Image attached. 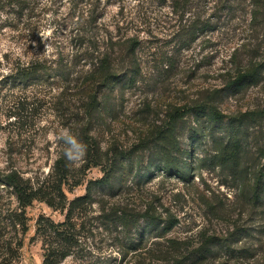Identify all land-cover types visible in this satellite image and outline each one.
<instances>
[{
  "label": "rangeland",
  "instance_id": "1",
  "mask_svg": "<svg viewBox=\"0 0 264 264\" xmlns=\"http://www.w3.org/2000/svg\"><path fill=\"white\" fill-rule=\"evenodd\" d=\"M49 2L50 7L31 11L37 28L32 33L23 24L17 29L8 25L18 20L11 9L1 14L0 22L6 15L15 21L0 29V180L11 170L43 178L66 147L50 136L67 130L82 142L83 109L75 100L79 88L54 79L13 85L4 78L20 60H56L70 52L69 2ZM90 2L104 20L114 16L129 23L142 44L134 53L138 67L128 73L133 79L101 87L90 132L100 146L102 165L80 171L92 162L87 153L78 166L70 164L84 184L68 197L84 194L87 181L100 178L103 167L115 161L117 187L111 200L137 209L161 204L179 218L172 234L189 237L192 248L214 236L201 264H264V206L251 199L255 179L264 172V0H191L178 14L172 13L171 0ZM193 19L209 20L211 27L173 48L182 41L177 27ZM42 31L51 32L44 43ZM45 43L53 49L47 56ZM242 73L248 75L238 80ZM18 97L32 109L22 125L8 117ZM213 107L222 120L211 117ZM187 108L172 119L175 111ZM162 151L180 173L159 167L166 156ZM17 206L14 194L0 184V264H42L36 221L42 215L62 221L64 214L34 201L25 210L28 231L22 234L9 216ZM123 240L118 230L103 228L90 243L111 249Z\"/></svg>",
  "mask_w": 264,
  "mask_h": 264
},
{
  "label": "trees",
  "instance_id": "2",
  "mask_svg": "<svg viewBox=\"0 0 264 264\" xmlns=\"http://www.w3.org/2000/svg\"><path fill=\"white\" fill-rule=\"evenodd\" d=\"M67 1L70 12L65 26L70 28L73 35L70 52L60 53L56 60H20L13 64L4 78L13 85L27 86L40 79H54L64 86L73 84L79 88L75 100L82 105L83 122L79 123L78 129L82 142L87 146L88 160L92 159L90 164H83L79 168L82 171L91 166L102 165L100 146L90 132L93 115L100 107L101 87L115 79H133L128 73L130 69L138 67L134 53L141 46L142 39L137 33L131 34L126 21L114 16L110 20H104L102 12L90 0H80L77 4ZM190 1L171 0L172 13L178 14L180 10L185 13V7ZM49 4V0H0V19L2 12L9 8L13 11L11 13H15V20H18L17 24L8 25L17 29L23 24L22 27L32 33L37 28L32 27L34 21L30 17L31 11L38 6L42 9L50 7ZM12 19L14 18L6 15L0 22V29H3L4 24L15 21ZM210 27L209 20L181 22L176 33L182 35V41L173 48L193 42L198 33ZM118 62L122 63L119 69ZM247 75L239 74L238 80ZM19 98L11 101L8 117L22 125L32 109L27 106L26 98ZM188 111L189 108L177 110L172 119L180 118ZM210 115L216 120L224 117L214 107L211 108ZM162 152L166 156L159 167L168 174L180 173L170 155ZM116 169L115 161L108 163L103 167V175L87 181L85 193L72 199L67 192L84 184V181L74 173L64 153L57 156L43 178L25 177L17 170H11L2 176L0 184L14 194L18 203L17 208L9 211L10 219L15 227L20 226L22 234L28 231L25 210L34 201L45 202L64 214L62 221L43 215L36 221V235L43 248L42 264H201L205 261L215 242L214 236H207L197 248H192L189 237L181 238L172 234L179 225V218L161 209V204L151 202L146 207L137 209L125 202L111 200L110 193L117 187ZM251 197L264 206L263 171L255 179L254 195ZM103 228L118 230L123 234L124 240L111 249L90 243L95 232Z\"/></svg>",
  "mask_w": 264,
  "mask_h": 264
},
{
  "label": "clouds",
  "instance_id": "3",
  "mask_svg": "<svg viewBox=\"0 0 264 264\" xmlns=\"http://www.w3.org/2000/svg\"><path fill=\"white\" fill-rule=\"evenodd\" d=\"M39 35L41 37V43H44L51 36V32L42 31ZM52 51V47L45 43L44 55H50ZM49 138L63 141L66 145L64 149V157L72 165L78 166L79 162L86 156L87 146L71 135L67 130L62 131L59 136H50Z\"/></svg>",
  "mask_w": 264,
  "mask_h": 264
}]
</instances>
